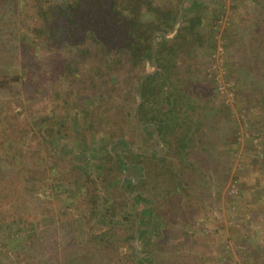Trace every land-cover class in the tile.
<instances>
[{"label": "rangeland", "instance_id": "rangeland-1", "mask_svg": "<svg viewBox=\"0 0 264 264\" xmlns=\"http://www.w3.org/2000/svg\"><path fill=\"white\" fill-rule=\"evenodd\" d=\"M175 1L152 0V3L167 7L176 4ZM203 1L207 6L201 11L202 28L207 33L208 43L194 47L191 54L178 60L177 69L189 87L187 97L193 112L185 118L188 116L186 104L181 103L179 122H182L173 128L166 143L156 139L154 128H137L142 125L136 117L140 97H130L128 90L133 93L139 81L119 75L118 100L104 106L106 100L96 95L95 102H85L74 95V87H68L55 69L43 70L49 62L60 66L64 60L61 53L56 58L49 47L39 44L37 53H31L27 59L19 49L15 50L19 64L27 62L31 69L28 74L34 73L29 75L30 85L17 87L22 97L18 99L21 114L14 112L18 119H11L16 132L11 145L21 151L22 157L18 160L21 170L12 173L0 157V264H76L77 260L84 259L82 249L85 247L94 252L90 259L92 264H115L114 260L113 263L108 261V257H119L115 249L108 248L110 250L104 254L94 240L81 236L85 225L83 213L89 207L84 204L83 196H86L77 165L79 157L64 153L59 158L58 153L66 139L73 142V137L87 144L90 155L97 156L87 159L89 166L99 162L100 144L109 149L114 145L112 152H120L128 164L131 163L122 170L113 190L121 187L125 176L132 184L121 187L124 192L148 194L151 198L158 194L162 203L160 217L149 214L143 221L142 217H137L133 233L122 230L118 235V239L133 245L139 254L151 256L141 264H264V118L253 115L246 93L252 76L255 84H262L263 78L251 62L242 60L240 53L243 36H246L243 28L246 20L261 12L264 15V0ZM4 47V44L0 46V53ZM194 66L195 73L189 71ZM144 70L152 73L155 66L147 62ZM219 75L231 83L232 99L228 102L217 93ZM243 78L248 87H243ZM27 95L34 96L29 110L33 117L53 114L55 121L57 113H75L77 102L80 106H90L93 116L102 118V124L92 119L90 127V121L80 120L81 128L67 122L63 126L67 138L58 141L57 149L44 143L39 136L41 128L33 127L29 120L27 106L22 104ZM3 98L5 95L0 93V99ZM126 100L129 105L121 112ZM4 117L5 113L0 111V127ZM26 124H31L32 129L27 130ZM184 135L201 143L200 148L193 149L189 160L173 155L176 143ZM119 138L130 145L119 143ZM52 142L56 144L55 139ZM129 148L134 152L141 150L143 156H134ZM155 153L173 162L172 169H178V177L186 174L189 179L174 196L166 192L167 187L156 185L154 165H151L155 162ZM28 166L36 170L35 179L27 183L30 188L22 183L23 177H29ZM38 166L40 170L45 169L43 179L41 173H37ZM142 173L144 178L149 176L143 186L138 183ZM91 175L97 173L94 171ZM60 177H69L71 184L67 189L54 190L52 184ZM44 181L50 186L47 196L41 195ZM170 196V202L175 204L173 208L168 206ZM149 205L148 200L137 201V213ZM152 205L155 206V202ZM156 225L158 229L153 230ZM18 227L23 231L15 232Z\"/></svg>", "mask_w": 264, "mask_h": 264}, {"label": "trees", "instance_id": "trees-1", "mask_svg": "<svg viewBox=\"0 0 264 264\" xmlns=\"http://www.w3.org/2000/svg\"><path fill=\"white\" fill-rule=\"evenodd\" d=\"M183 1L176 0V4L166 7L153 5L152 0H0V46H5L0 53V93L5 95V98L0 99V111L5 113L0 127V157L4 158L5 166L12 173L21 170L18 162L21 151L18 146L11 145L16 137L15 123L11 119H18V114L14 112L21 114L18 99L22 97L17 87L30 85L29 75L34 73L32 71L28 74L31 69L25 64L27 62L19 64L20 59L15 50L19 49L28 59L31 53H37L39 44L49 47L56 58L60 53L64 58L60 66L49 62L43 70L55 69L68 87H74V95L77 94L85 102H95L96 95L106 100L104 106L112 100H118L116 92L120 89V79H117L119 75L139 81L133 93L128 90L130 97H140L141 100L136 117L143 126L138 125L137 128L140 130L150 126L154 128L157 140L168 142L166 139L171 136L173 128L182 122H179L181 103L186 104L188 116L185 118H189L193 112L187 97L189 87L177 71L178 60L191 54L194 47L208 43L207 33L202 28L204 21L201 12L207 6L206 2L186 0L180 7ZM186 3L188 6H185ZM260 14L246 20L243 27L246 36H243L242 57H239L251 62V66L263 78L262 84H255L252 76L250 87L245 78L242 80L243 87L249 88L246 93L252 103L253 115L264 118V15ZM169 34L171 37H168ZM147 62L156 67L152 73H145L144 65ZM196 69L195 66L190 67L189 71L194 70L195 73ZM33 98V95H27L22 102L27 106L28 118L33 127L41 128L39 136L44 143L52 144L57 149L58 141L67 138L68 133L63 128L67 122H74L81 128L80 120L90 121V127L92 119L102 124V118H95L90 106H80L77 102L75 113H57L55 121L56 116L53 114L33 117V112L29 111ZM128 105L129 100H126L121 105V112ZM32 125L28 124L27 130H31ZM53 139L56 144L52 142ZM99 139L104 140L101 136ZM118 142L130 145L123 138H119ZM176 144L173 155L186 160L192 157L193 149L201 145L200 140H193L187 135ZM86 147V143H79L73 137V142L66 139L63 147L58 150L59 158L64 153L79 157L77 165L83 177V195L86 196H83L84 204L89 207L88 211L84 209L87 212L83 213L85 225L81 228V236L94 240L95 246L103 249L104 254L110 250L108 248L115 249L119 257H108L109 262L114 260L115 264H141L144 259L150 260L149 254L141 256L142 253L139 254L133 245L118 239V235L122 230L132 232L137 217H142V221L149 214L160 217L162 203L158 194L151 198L148 194L124 192L121 187L132 184L129 178L121 183V187L116 186L113 190L120 173L131 163L128 164L124 155L112 152L114 145L109 149L100 144L99 162L89 166L87 159H95L97 156L90 155L91 151ZM129 152L138 158L143 156V153L135 154L132 148H129ZM158 155L155 153V162L151 163L154 165L151 168L156 185L167 187L169 191L166 192L174 196L189 179L186 174L178 177V169H172L173 162ZM132 167L144 168L141 165ZM36 168L43 179L45 169L40 170V166ZM26 171L31 175L23 177L22 183L30 188L31 185L27 183L35 179L36 170L28 166ZM94 171L96 176L91 175ZM146 178L142 173L138 183L143 186ZM55 181L52 184L54 190L67 189L71 184L69 177H60ZM42 187L41 195L47 196L50 186L44 181ZM171 196L167 202L173 208L175 204L170 202ZM142 200H148L150 205L137 213V201ZM154 202L155 206L152 205ZM157 226L153 230H157ZM22 229L18 227L15 232H21ZM82 250L84 259L77 260L76 264H92L90 259H93L94 252L86 247Z\"/></svg>", "mask_w": 264, "mask_h": 264}, {"label": "built area", "instance_id": "built-area-1", "mask_svg": "<svg viewBox=\"0 0 264 264\" xmlns=\"http://www.w3.org/2000/svg\"><path fill=\"white\" fill-rule=\"evenodd\" d=\"M217 93L219 96L224 97L226 102L232 99L231 83L224 81L221 76L217 77Z\"/></svg>", "mask_w": 264, "mask_h": 264}, {"label": "flooded vegetation", "instance_id": "flooded-vegetation-1", "mask_svg": "<svg viewBox=\"0 0 264 264\" xmlns=\"http://www.w3.org/2000/svg\"><path fill=\"white\" fill-rule=\"evenodd\" d=\"M142 126H143V125H142ZM140 151H141V150H138L137 152H134V151H133V152H134L135 154L143 153L142 151H141V152H140ZM117 153L121 154L120 152H117ZM117 153H114V154H117ZM126 178H128V177H125V176H124V177L122 178V182H123ZM145 255H146V253H142V254H141V256H143V257H144Z\"/></svg>", "mask_w": 264, "mask_h": 264}, {"label": "water", "instance_id": "water-1", "mask_svg": "<svg viewBox=\"0 0 264 264\" xmlns=\"http://www.w3.org/2000/svg\"><path fill=\"white\" fill-rule=\"evenodd\" d=\"M155 69H156V67H155ZM139 102H140V100L138 99V104H139ZM137 225V224H136Z\"/></svg>", "mask_w": 264, "mask_h": 264}]
</instances>
